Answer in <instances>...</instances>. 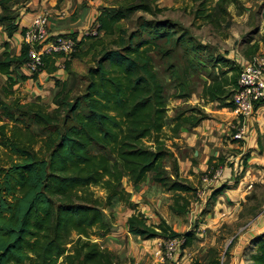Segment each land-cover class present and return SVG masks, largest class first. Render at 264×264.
Instances as JSON below:
<instances>
[{
    "label": "trees",
    "instance_id": "16d2710c",
    "mask_svg": "<svg viewBox=\"0 0 264 264\" xmlns=\"http://www.w3.org/2000/svg\"><path fill=\"white\" fill-rule=\"evenodd\" d=\"M232 1L204 0L195 17L219 23V16L229 14ZM20 5V0H0V26L10 39L20 29ZM139 11L153 13L142 0H126L115 9L104 7L96 19L97 35L80 38L78 49L87 41L89 52L102 48L95 65L88 68L87 84L79 94H73L78 81L73 60L81 58L76 53L71 57L45 53L39 71L28 76L22 68L31 61L30 47L23 44L17 54L8 41L4 43L0 55V79L6 78L0 85V264H123L117 253L100 243L112 234L114 222L105 212L114 202L134 210L127 220L133 237L169 240L182 236L162 217L158 223H150L132 201L125 182L139 192L150 180L173 194L172 213L188 212L189 194L195 189L181 174L167 141L179 139L183 129L197 128L205 117L195 110L169 117L154 54L171 58L183 47L197 61L196 65L188 63L189 69L200 65L202 73L207 71L208 60L197 57L205 47L168 20L143 19L128 34L119 24L127 14ZM104 37L109 38L108 43ZM109 43L110 47H104ZM62 58L66 78H54L55 87L61 89L53 98L54 108L47 107L39 96L29 102L15 97L19 84L37 81L44 72L56 74ZM215 62L214 66L228 64L229 69L208 77L202 99L232 109L240 67L223 56ZM189 69L173 71L177 100H189L193 94ZM218 194L215 191L212 197ZM190 241L189 234L181 249ZM251 246L246 264H264V233ZM210 264L221 262L214 259Z\"/></svg>",
    "mask_w": 264,
    "mask_h": 264
},
{
    "label": "rangeland",
    "instance_id": "374dc122",
    "mask_svg": "<svg viewBox=\"0 0 264 264\" xmlns=\"http://www.w3.org/2000/svg\"><path fill=\"white\" fill-rule=\"evenodd\" d=\"M57 1L58 8L66 2ZM69 1L72 15L66 21H70L67 25L71 32L64 34L76 33L82 40L87 35H97L94 20L102 7L115 9L126 0ZM142 1L150 5L153 13L139 11L127 14L128 17L119 26L129 34L137 29V22H142L143 19L168 20L176 23L184 32L190 33L197 43L205 47L199 51L197 57L202 56L204 60H208L205 62L208 67H205L207 71L203 73L200 71V65L191 66L189 69L188 63L192 61L196 65L197 61L191 60L193 56L185 54L183 47L171 58L154 54L156 71L165 85L169 117H174L179 111L188 110L191 113L195 110L198 115L205 117V120L200 125L202 129L190 131L197 135L194 147H190L185 139L183 142L178 139L174 142L167 141V144L173 147L175 155L177 154L180 169L184 166L186 158H189L192 167L193 161L197 166L195 171L190 169L195 175H191L189 171L184 176L180 171L184 177L189 178L195 189L194 194L193 192L189 194L191 206L188 212L183 215L172 213L170 205L173 194L165 192L160 185L150 180L140 191L144 190L142 192L146 203L156 206L158 219L155 222L158 223L163 214L174 230L182 235L178 238L182 264H210L214 259H219L221 264H230L232 258H235V264H246V255L252 250V240L259 235L256 234L257 230L259 231L257 223L261 221L264 227V103H256L255 112L249 119L252 128L248 129V120L245 139L238 141L235 134L241 124L233 119L234 115L232 117V114H228L229 109L220 108L218 103H206L202 99V86L209 80L210 75H215L222 69H229L228 64L214 66L215 59L220 56L232 60L241 71L242 67L237 62L239 58L247 55L255 45L264 49V0L232 1L227 7L229 14L219 16L218 19H221L219 23H205L202 19H196V11L204 0ZM25 2L27 0H20L21 5ZM208 5L214 7V4ZM100 37L102 35L96 39ZM104 39L108 43L109 38ZM89 44V41L85 42L75 52V55L81 58L73 60V70L78 77L73 94H79L84 90L88 68L95 65L93 61L102 48L98 46L89 52ZM163 46L166 49L170 48V45ZM104 47H110V43ZM64 62L59 66L58 75L66 78ZM186 67L190 72L193 94L189 100H177L174 98L177 82L173 78V71L177 69L183 72ZM231 75L232 72L229 76ZM3 82L4 80H0V85ZM15 89V97L22 99L23 102L32 101L39 96L42 103L52 108L55 107L54 96L61 91L59 87H55V81L54 88L49 89L43 84H37L35 80L26 81ZM7 101L11 102L12 97ZM218 110H224L225 113L220 114ZM166 133L171 135L170 128H166ZM173 143L177 146L174 147ZM217 173L219 176L215 178ZM125 186L127 189L128 182H125ZM140 191L139 193H142ZM215 191H219V194L213 198L212 194ZM99 194L102 195L103 192ZM127 208L121 202H114L105 212L114 222L112 233H117L118 240H121L112 245L115 248L113 252L123 259V264H151L153 258L147 250L149 245L142 244V241L135 237L127 238L125 229ZM254 228L257 229L254 231ZM189 234L191 238L189 245L181 249ZM250 235L254 238L251 239ZM160 241L164 240L158 238L156 245ZM100 243L105 245L102 241Z\"/></svg>",
    "mask_w": 264,
    "mask_h": 264
},
{
    "label": "built area",
    "instance_id": "2783aa9c",
    "mask_svg": "<svg viewBox=\"0 0 264 264\" xmlns=\"http://www.w3.org/2000/svg\"><path fill=\"white\" fill-rule=\"evenodd\" d=\"M48 27L49 17L45 14L37 17L23 33L24 42L30 47L31 61L26 67L31 74L39 71L45 53L57 52L71 57L78 49L80 37L71 33L52 34ZM232 103L233 108L229 110L241 124L235 138L244 140L256 103H264V53L253 56L241 69ZM217 176L219 173L215 178ZM179 244L178 238L160 241L152 254L151 264H182Z\"/></svg>",
    "mask_w": 264,
    "mask_h": 264
},
{
    "label": "crops",
    "instance_id": "0c3cea01",
    "mask_svg": "<svg viewBox=\"0 0 264 264\" xmlns=\"http://www.w3.org/2000/svg\"><path fill=\"white\" fill-rule=\"evenodd\" d=\"M95 1V0H94ZM58 1L57 0H29L24 6L20 5L17 7H20L19 10V14L20 17L18 19V23H19V27L20 29L14 34V36L10 39L8 37V35L4 32L3 28L0 26V55L1 53L4 51V43L5 42H9L10 43V50L19 54L21 47L23 44H25L24 42V38H23V33L21 32L22 28H27L31 25V23L39 16L41 15H47L49 17V30L52 34H64V33H68L71 32V28L68 27L67 23L70 22L69 20H67L68 17H70L72 14H70V1L66 0V2L64 3H60V8L57 7ZM104 8V7H102ZM101 8V10H102ZM101 10L99 11V13H97V16L100 14ZM96 19L97 17H95V23H96ZM70 31H67V30ZM73 30V29H72ZM251 42V41H250ZM253 46V45H252ZM263 47L259 48L258 45L253 46L250 51L247 52V55L242 56L241 58H239V60L237 61L241 67L243 68L244 66H246L247 64H249V61L251 60V58L255 55L264 53V49H262ZM64 58L60 59L57 64L58 67L61 66V64L64 62ZM59 71L54 74V75H48L46 72L42 73L39 75L38 80H37V84H43L45 85L46 88H54V78L57 79H64L62 76H59ZM22 72L25 73L26 75H30V72L27 70V68L24 66L22 68ZM53 78V79H52ZM5 77H1L0 80H4L5 81ZM31 80H28L27 82H29ZM25 83V82H23ZM22 84V83H21ZM19 84V85H21ZM18 85V86H19ZM218 113L223 114L225 113L224 110H218ZM228 114H232L231 116L233 117V113L229 112ZM233 119H236V116L234 115ZM237 120V119H236ZM250 128H252L251 125V121L249 120L248 122V129L250 130ZM196 130L198 129H202L200 126H198L197 128H195ZM193 129V130H195ZM188 132H190L187 129H183L181 132V137L178 140H181L183 142V140L185 139V142H187V144L190 147H194L195 146V142L197 141L196 137L197 135H195L194 133L190 132L188 134ZM254 133V130L252 132V134ZM254 137V135H253ZM175 141V140H174ZM177 141V139H176ZM176 143V142H175ZM254 143V142H253ZM253 146V145H252ZM251 146V147H252ZM177 155V154H176ZM183 163V162H182ZM184 166H182V168L180 169V171L182 172V174H184V176L187 175V173L190 171V169L192 168L194 171L196 169L195 166L192 167L191 162L189 160V158H186V160L183 163ZM200 169H202L200 167ZM145 184L143 185L142 188H144ZM127 191L130 192L132 194V201L136 204L139 205L138 210L141 211L142 213H144L147 218L149 219V221L151 222H155L156 219H158L157 213H156V206L154 204H152V206L149 203H146L144 201L143 198V192L144 191L142 189V193L136 192L135 194L133 186L131 183H128V187H127ZM134 213V210L127 208V216L125 219V229H126V234H127V238L128 237H133L132 235L129 234L128 232V225H127V220L128 218ZM163 219H165L167 221V218L165 215H161ZM168 222V221H167ZM169 223V222H168ZM257 227L259 229V231L257 230L256 234H262L264 232V227L262 226L261 221H259L257 223ZM257 228H254V231ZM255 234V235H256ZM118 234L113 232L112 234H110L109 236H107L104 240H102L103 243H105V245H103L104 247L115 251V248L112 247V245L116 242H120L121 240H118L119 238L117 237ZM251 239L254 238V236H251ZM138 240H141L139 238H137ZM158 239H152V240H141L142 244H147L149 245V247H147V250L150 252V254L152 255L155 251V249L157 248L156 245V241ZM116 246V245H115ZM118 246V245H117ZM116 246V247H117ZM149 259V258H148ZM147 259V260H148ZM235 258H232V261L230 262V264H235L234 261Z\"/></svg>",
    "mask_w": 264,
    "mask_h": 264
}]
</instances>
